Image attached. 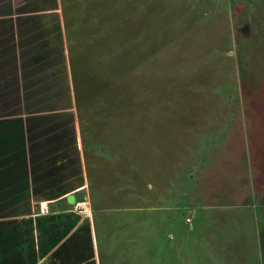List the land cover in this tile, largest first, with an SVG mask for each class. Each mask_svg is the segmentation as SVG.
I'll list each match as a JSON object with an SVG mask.
<instances>
[{
    "label": "rangeland",
    "instance_id": "obj_1",
    "mask_svg": "<svg viewBox=\"0 0 264 264\" xmlns=\"http://www.w3.org/2000/svg\"><path fill=\"white\" fill-rule=\"evenodd\" d=\"M68 6L70 31L93 35L75 48L105 71L102 96L124 105L86 114L101 263L264 264L249 163L264 150V0Z\"/></svg>",
    "mask_w": 264,
    "mask_h": 264
},
{
    "label": "crops",
    "instance_id": "obj_2",
    "mask_svg": "<svg viewBox=\"0 0 264 264\" xmlns=\"http://www.w3.org/2000/svg\"><path fill=\"white\" fill-rule=\"evenodd\" d=\"M29 16L48 29L60 24L62 46L54 48L59 61L30 58ZM42 67L63 70L54 77L36 71ZM56 79L68 86L59 91L58 108L28 111V99L43 97L39 85ZM28 83L35 90L30 96ZM249 163L252 193L262 196L264 150L252 152ZM99 210L105 217L108 209ZM97 211L91 207L59 0H0V264H102Z\"/></svg>",
    "mask_w": 264,
    "mask_h": 264
},
{
    "label": "trees",
    "instance_id": "obj_3",
    "mask_svg": "<svg viewBox=\"0 0 264 264\" xmlns=\"http://www.w3.org/2000/svg\"><path fill=\"white\" fill-rule=\"evenodd\" d=\"M76 0H59L60 9L63 18L64 26V41L67 49L68 65L71 76L72 91L74 97V104L76 115L78 119V125L80 129L81 141L84 147L85 154V131L88 127L87 123V112L93 111L95 114V120H102L106 117L108 112L111 111H121L124 108L122 102L114 103L109 106L108 98L105 99L102 96L103 87L108 86L106 78L104 77V70H99L96 67L86 66V52L76 50V45H81L89 43L93 38L88 31H70V23L67 19V12L69 11L68 4L70 2H75ZM30 24L32 23L33 33L29 36L30 53L31 59H48V60H60V50L56 53L54 48H60L62 46V33L60 24H53L51 28L48 29L44 24H40L37 20V16H29ZM31 27V26H30ZM94 40V39H93ZM84 44V45H85ZM53 49V50H51ZM29 52V51H28ZM35 70V68L30 69V71ZM63 69L59 68H40L36 71L48 72L51 76L59 77L60 72ZM103 74V75H102ZM34 84L28 83V96L35 92L32 90ZM43 91V97H32L31 100L28 99V111L34 110H51L58 108V102L60 101L58 94L61 89L67 91L68 86L66 83H61L59 80L46 82L39 85ZM101 94V95H100ZM89 124V123H88ZM86 170L88 173L87 165ZM91 190V185H90ZM91 197V192H90ZM91 207L92 210L105 209L107 207H99L96 205V201L91 197ZM83 251V248H82Z\"/></svg>",
    "mask_w": 264,
    "mask_h": 264
},
{
    "label": "built area",
    "instance_id": "obj_4",
    "mask_svg": "<svg viewBox=\"0 0 264 264\" xmlns=\"http://www.w3.org/2000/svg\"><path fill=\"white\" fill-rule=\"evenodd\" d=\"M186 221L187 222H191V218H186Z\"/></svg>",
    "mask_w": 264,
    "mask_h": 264
}]
</instances>
